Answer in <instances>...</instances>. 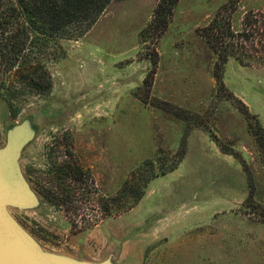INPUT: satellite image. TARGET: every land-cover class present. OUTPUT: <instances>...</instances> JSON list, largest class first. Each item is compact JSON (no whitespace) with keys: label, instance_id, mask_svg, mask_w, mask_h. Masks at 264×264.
I'll list each match as a JSON object with an SVG mask.
<instances>
[{"label":"rangeland","instance_id":"rangeland-1","mask_svg":"<svg viewBox=\"0 0 264 264\" xmlns=\"http://www.w3.org/2000/svg\"><path fill=\"white\" fill-rule=\"evenodd\" d=\"M227 1L178 0L163 31L158 0L114 1L62 42L63 59L48 56L44 94L25 89L16 65L0 67V148L10 125L31 118L20 160L31 187L50 189L52 166L75 170L68 187L52 186L66 204L9 209L45 250L114 264H264V151L253 136L264 131V69L229 60L221 87L197 32ZM249 10L264 0L228 12L239 25ZM133 173L154 177L122 213Z\"/></svg>","mask_w":264,"mask_h":264},{"label":"trees","instance_id":"trees-1","mask_svg":"<svg viewBox=\"0 0 264 264\" xmlns=\"http://www.w3.org/2000/svg\"><path fill=\"white\" fill-rule=\"evenodd\" d=\"M114 1L117 0H0V67L9 70L16 65L15 77L27 91L37 94L48 92L51 80L43 71V65L53 60L48 56L53 55L55 61L63 59L62 42L90 29ZM237 1L228 0L197 30L215 56L213 77L221 87L223 69L229 60L242 66L264 69V10H249L236 25L233 13L228 10ZM177 3L178 0H158L153 17L160 21L161 31L167 27L168 17ZM246 115L249 117V113ZM253 136L264 151L261 126H257ZM181 158L182 152L171 166L158 174L173 171ZM146 164L153 165L149 161ZM48 174L50 189L44 191L37 185L34 187L41 203L47 200L57 206L66 204L68 200L53 197L52 186L68 187L67 181L73 179L71 176L75 175V170L52 166ZM132 176L121 189L122 213L131 210L142 199L154 174L142 176L133 173ZM103 212L111 216L107 207H103Z\"/></svg>","mask_w":264,"mask_h":264},{"label":"water","instance_id":"water-1","mask_svg":"<svg viewBox=\"0 0 264 264\" xmlns=\"http://www.w3.org/2000/svg\"><path fill=\"white\" fill-rule=\"evenodd\" d=\"M36 135L31 118L10 125L0 148V264H114L80 260L45 250L10 214L9 209L34 210L41 199L25 178L20 160Z\"/></svg>","mask_w":264,"mask_h":264}]
</instances>
